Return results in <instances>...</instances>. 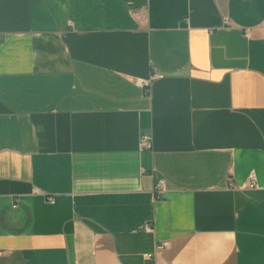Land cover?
Instances as JSON below:
<instances>
[{"label":"crops","instance_id":"crops-1","mask_svg":"<svg viewBox=\"0 0 264 264\" xmlns=\"http://www.w3.org/2000/svg\"><path fill=\"white\" fill-rule=\"evenodd\" d=\"M0 264H264V0H0Z\"/></svg>","mask_w":264,"mask_h":264},{"label":"built area","instance_id":"built-area-1","mask_svg":"<svg viewBox=\"0 0 264 264\" xmlns=\"http://www.w3.org/2000/svg\"><path fill=\"white\" fill-rule=\"evenodd\" d=\"M227 24H228V22L225 21V25H227ZM246 36H248V33H246ZM140 85L142 87H146L148 84L146 82H141ZM141 147L143 149H149L150 148V142H149L148 138H143L141 140ZM247 188L249 190H256L257 189V182H256L255 176H250L248 178ZM155 190L157 192H162L164 190V182H163V180H158L157 181L156 186H155ZM48 202L50 204H53L54 200L52 198H48ZM159 248L167 249V244L163 243L162 245L159 246ZM146 257H149V255H147Z\"/></svg>","mask_w":264,"mask_h":264}]
</instances>
